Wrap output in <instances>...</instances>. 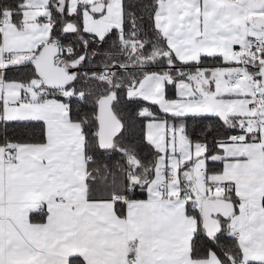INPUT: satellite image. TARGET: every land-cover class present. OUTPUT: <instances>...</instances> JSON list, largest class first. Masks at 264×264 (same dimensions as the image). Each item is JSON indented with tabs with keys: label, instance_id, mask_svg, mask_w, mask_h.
<instances>
[{
	"label": "snow or ice",
	"instance_id": "1",
	"mask_svg": "<svg viewBox=\"0 0 264 264\" xmlns=\"http://www.w3.org/2000/svg\"><path fill=\"white\" fill-rule=\"evenodd\" d=\"M0 264H264V0H0Z\"/></svg>",
	"mask_w": 264,
	"mask_h": 264
}]
</instances>
